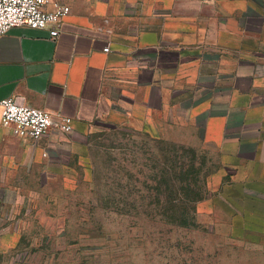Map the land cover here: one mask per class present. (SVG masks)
Returning a JSON list of instances; mask_svg holds the SVG:
<instances>
[{
	"label": "crops",
	"instance_id": "obj_1",
	"mask_svg": "<svg viewBox=\"0 0 264 264\" xmlns=\"http://www.w3.org/2000/svg\"><path fill=\"white\" fill-rule=\"evenodd\" d=\"M51 1L69 6L54 40L24 26L0 35V100L68 116L72 131L34 141L0 126V209L29 185L73 180L91 135L149 113L232 137L226 166L264 167V0Z\"/></svg>",
	"mask_w": 264,
	"mask_h": 264
},
{
	"label": "rangeland",
	"instance_id": "obj_2",
	"mask_svg": "<svg viewBox=\"0 0 264 264\" xmlns=\"http://www.w3.org/2000/svg\"><path fill=\"white\" fill-rule=\"evenodd\" d=\"M183 115L101 128L79 176L14 193L0 264H264V167Z\"/></svg>",
	"mask_w": 264,
	"mask_h": 264
},
{
	"label": "built area",
	"instance_id": "obj_3",
	"mask_svg": "<svg viewBox=\"0 0 264 264\" xmlns=\"http://www.w3.org/2000/svg\"><path fill=\"white\" fill-rule=\"evenodd\" d=\"M48 4H51L50 9L46 8ZM68 13L69 6L61 1L0 0V35L24 26L47 29L49 38L54 40L58 35L55 25ZM0 106V126L8 128L14 136L36 141L50 129L62 133L72 131V120L68 116L21 104L12 97L1 99Z\"/></svg>",
	"mask_w": 264,
	"mask_h": 264
}]
</instances>
